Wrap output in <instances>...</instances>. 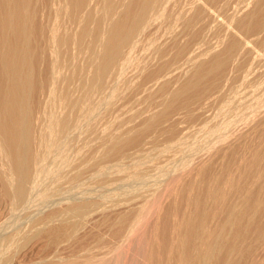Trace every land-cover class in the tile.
<instances>
[{"label":"rangeland","instance_id":"rangeland-1","mask_svg":"<svg viewBox=\"0 0 264 264\" xmlns=\"http://www.w3.org/2000/svg\"><path fill=\"white\" fill-rule=\"evenodd\" d=\"M205 3L210 7V12H208L207 10L204 11L203 7L201 6V10H200L201 14L199 15V17H197V22H196L197 25L195 26L196 27L195 30H197V38L195 41L197 44V49H198L199 53H201V54H199L200 60L204 59V61H206V62L197 68V70L200 72V74L202 72V75H201L199 82L196 84L195 87L191 88L189 91L183 92L179 98H177V99L174 98L176 100L173 101V98L171 97L172 91L180 85V82L186 81V79H188L191 75L197 76L198 73L194 72V69L196 68L197 65L195 66L192 64H184V66L180 70L181 72L180 71L178 72L177 77L174 76V79H173L172 78L173 76L167 75L168 77L164 78V81H165V79L167 81V82L163 81L164 85H165V87H163L164 89L160 88V86H155L154 88H151L148 91H143V87H145V83L148 82V81L145 82V80H147V79H145L147 77L146 76L147 71L141 72L137 68L133 69L136 66L132 65L131 66L132 69L129 68L124 73L127 76L126 75L124 76V74H123V76L120 77L121 80L123 78V82L121 81L122 84L120 83V79H119L118 83L116 84V91L114 89L113 91L109 92V95L107 96V99H106V104L102 110V112L105 114L102 113V115H101V120H102L101 123L102 122H104V123H102V124L100 123V126H102V127H100V130H102V132H100V130H99V132L101 133L99 142L95 143L93 146L90 145L91 148L88 147L90 149H88L89 151L87 150V155L89 156V155H91L90 151H93L94 149L96 150V147H98L96 145H100V148H99L100 150L97 149L98 150V156L100 154L99 158L101 157L103 160H105V162H104L102 159H100L101 163L99 162L100 163L99 165H101V166H100L99 170H101V168H103L102 169L103 171L101 170V172H99V174L97 176L98 178L95 177L94 175H92L95 172V169H93V167L87 166L86 171L89 169H92L93 172H91V170H90L91 175H90V173H87L88 171L86 172L85 182H87V180H88L89 184H91V183L95 184V186L92 185V186H94L93 187L94 189L92 188V186H90L89 184L86 185V183L84 182L83 185L85 187H88V189L85 187L82 188L83 185L81 187H77V188H76V186H72V188L75 191H77V189H78V191H77L78 194H77V192L75 193V191L72 190L71 187H69L70 185H67L66 186L67 191L65 190V187L63 188V190L66 191V193L64 191L66 197L69 194V192H71L70 193L71 195H68L71 198L67 197L68 198L67 199V198H62L64 195L63 190H61L60 192H58L56 194H49L47 196V195L42 194L41 191L37 188V189L33 190L29 201L24 203L22 205L23 207L22 206H18V207L14 206L13 207L12 201L8 197L5 196L4 190L2 189V184L0 183V185H1L0 186V226H1V229H0V233H1V236H0V238H1L0 239V244H1L0 245V264H6V263H8V264H59V263L64 264V262H66V264H145V261H146V264H171V262L174 264H177L178 261H179L178 264H180V263L182 264V262H183V264H195V263L201 264L200 260H198V259H200V258H198L200 256H199V254H197L198 250H196V249L201 247L202 244L206 243L203 245L204 247H201L199 249L201 251H198V253L201 254V252L203 251L202 248L205 249L208 245L207 244L208 241H209V243H211L213 241V239L215 238L214 236H216L217 238H215L213 243L215 244V250L216 249H218V250H216L215 256L213 254H211L210 259H209L210 262L208 261L207 264H225V263H223L224 260H226V261L229 260L228 262L224 261V262H226V264H230V263L231 264H264V157H263L264 156V92H263L264 90L261 93L262 88L264 89V85H263L264 80L259 81L260 77H261V79H262V77H264V66H263L264 65V63H263L264 62V17H263L264 13H262L263 16L261 14L260 15L258 14V15H255V18H251V19H247L248 17H246L249 15L248 13L250 12V10H252L256 5H258V4L264 5V0H206ZM173 12H175V11H173ZM166 15H167V12H166ZM166 15L164 14L163 16H160L161 17L160 20L164 21L163 19H164V17L166 18ZM239 16H240V19L242 18V20H243L244 16L246 18H244L243 22H241L240 19H238ZM181 23L182 22H180L178 24L177 33L178 34L181 33L180 36L183 37L186 35L187 31L181 25ZM208 49H209V52H208ZM206 51L208 53H206ZM205 54H206V56H205ZM215 55L219 56L218 59L221 61L220 65L214 63L213 56H215ZM231 56H233V57L231 58ZM167 66L170 67V65H167ZM188 66H190V67H188ZM194 66H195V68H194ZM169 67H167V68L165 67L166 70ZM169 70L170 69H168L167 71H169ZM137 71H139V72H137ZM153 71H155V69ZM167 71H163V73H165ZM128 72H129V75L127 74ZM262 72H263V76L261 75ZM137 73L140 76H138V75L136 76ZM144 74L146 76L145 78H143ZM131 75H133V76H131ZM134 75L136 76L137 79L136 78L134 79V77H135ZM142 78L144 81L143 80L141 81ZM170 78H172L174 82L178 78L176 80L175 85L173 84L174 82H172V79H170ZM124 79H125V81H124ZM126 79H127V81H126ZM128 80H130V82H128ZM131 80L133 81L132 84H131ZM249 80H254L253 84L256 83L257 86H256V84L253 85L252 83H250ZM255 80H256V82H255ZM139 81L141 82V85H140ZM244 81L245 82L248 81V82L244 83ZM136 82L138 84H136ZM142 82H144V85H142ZM133 83H134V85H133ZM170 84L172 86H174L175 88H173ZM121 86H122V88H121ZM125 86H126V88H125ZM137 86H139V87H137ZM166 86H169L167 88V90H166ZM249 86H250L251 90H249ZM170 87L173 88V89L171 88L172 91L169 90ZM129 88L131 89V91ZM139 88H141V89H139ZM237 88H238V90H237ZM138 90H141V91H138ZM211 90H212V92H211ZM224 90H225L226 94L224 93ZM226 90L228 93L226 92ZM234 90H236V91H234ZM122 91H123V94H122ZM259 91H260V94H259ZM221 92L224 94V96H222L223 94H220V98L218 99V97H219L218 93H221ZM231 92H232V94H231ZM242 92H243L244 97L242 95ZM125 93L126 94L129 93V94L126 95ZM131 93H134V95H132ZM151 93H154V94H151ZM156 93L158 94V96H156ZM166 93H167V96H166ZM245 93L247 95L246 97H245ZM115 94H116V96H115ZM236 94L238 95L237 97H236ZM129 95H130L131 100L134 103L132 106H131L132 101L128 100ZM159 95L162 96L161 97V99H163L162 101L160 100ZM123 96H125L126 98ZM133 96L136 98H134ZM168 96L170 97V99L168 98ZM209 96H210V98H209ZM234 96H235V98H234ZM120 97H123V100ZM154 97L155 98L157 97V98L155 99ZM221 97L222 98L224 97V98L222 99ZM165 98H166V100H165ZM252 98H254L255 100L254 99L252 100ZM126 99L129 101L128 105H127L128 101ZM136 99H137V101H136ZM141 99H142V101H140ZM202 99L204 101H205V99H208V101L206 100V102H209L210 105L208 103L205 104ZM220 99H221L222 104L220 103ZM235 99H236V101H235ZM118 100H119V102H118ZM157 100L161 101V102H157ZM171 100H172V102H171ZM210 100L214 101V102L212 103V102H210ZM217 100H218V103L216 102ZM232 100H234V101H232ZM239 100H240V102H239ZM243 100L246 101V103L245 102L243 103ZM135 101L138 104L135 103ZM201 101H202V104L200 105ZM167 102H168V104H167ZM230 102H231V105H230ZM237 102L240 104H238ZM116 103H118V104H116ZM142 103H144V105H147V104L149 105V106L147 105V108L145 109L147 111H148L149 107L151 109L153 105L154 106L156 105L155 106L156 109L153 106L154 108L152 109V112H153V110H154L155 114L157 113V111L159 112V110H161V112L156 114L157 116H153L155 114L151 113V110H150L148 113H149V115L151 113V115L153 116L152 117L153 119L150 118L151 117L150 116V117H148V118H150V120H149L146 117L148 115V113H145L147 111L142 110V108L143 109L145 108ZM158 103H161V105ZM234 103H237V104H234ZM164 104H165V106H164ZM204 104L206 105V107ZM207 104H208V106H207ZM214 104H215V106H214ZM219 104H221V105H219ZM233 104L235 105L234 107H233ZM241 104H242V106L243 105L244 106L243 107L240 106ZM107 105H109V106H107ZM119 105H120V107L121 106L122 107L120 108ZM246 105H247V107H245ZM133 106H134V108H133ZM139 106H140L141 110H139L140 112L138 115L137 114L138 113L137 108H139ZM161 106H163V107L161 108ZM168 106H169V108H168ZM213 106L217 107V108H212ZM222 106H224L225 109H227L225 112H224L225 109H224V107L222 108ZM228 106L229 107L231 106V108H228ZM251 106L254 110L251 108ZM202 107H203V110L198 109V108H202ZM235 107H237V108H235ZM259 107H261V108H259ZM110 108L115 109L114 110L115 113H116L117 109H118V111L120 110L118 112V113L121 112L120 117H116L118 115V113H116L117 115H114L115 113L113 112V109H111V111H107V110H110ZM123 108H124V110H123ZM132 108H133V110L131 111ZM135 108L137 109V111ZM164 108H166V109H164ZM221 108L223 109L222 111H221ZM232 108L234 109L235 113H234ZM245 108L247 111L245 110ZM125 109H127V112ZM188 109H190L189 111H194L193 114L196 116H194L192 114V112L188 113L187 112ZM214 109H215V111H218V112H216L217 114H215ZM228 109H230L231 111ZM241 109H242V111H241ZM122 110L124 112H122ZM129 110H130V112H128ZM162 110H166V111L168 110V112L170 114H167L168 112L165 111V114H167V117H166L164 114V111H162ZM243 110H245V111H243ZM134 111L137 112L136 114L140 117L137 118V116L135 114L134 115L132 114V116H130L131 113H133ZM200 111H202V112H200ZM212 111H214V112H212ZM254 111H255V113H254ZM221 112H224V113H221ZM241 112L243 114V117H241L242 116ZM108 113L113 114V115H110V117H109ZM141 113H142V115H141ZM161 113H163L162 116H164V117H161ZM196 113L198 115L200 114L199 117L201 116L200 117L201 122L199 121V117ZM201 113L204 117L201 115ZM212 113H214V114H212ZM238 113H240V114H238ZM106 114H108V117H109L108 119H110V122H112V123H110V122L107 123V120H106L107 116H105ZM210 114L215 115V117L214 118H212L213 116L210 117ZM221 114H223L224 117H222ZM126 115L127 116L129 115L130 117H127ZM170 115H171V117L168 118V116H170ZM239 115L241 118L238 117V119H236V117ZM102 116H104V117H102ZM123 116H125V118ZM134 116H136V117H134ZM143 116H145V117L143 118ZM206 116L207 117L209 116V118H211V119H209V118L206 119L207 118ZM133 117H134V120L131 121V119H133ZM227 117H229V118H227ZM244 117H245V119H244ZM145 118L148 120H146ZM157 118H159L158 121H160V120L162 121V118H163L164 122L162 121L159 123L157 121L158 123H156ZM165 118L166 119L168 118V119L165 120ZM195 118H197L195 121L196 123L194 122ZM203 118H205V119H203ZM219 118H220V120H219ZM104 119L106 122L104 121ZM151 119H152V121H151ZM190 119H191V121H190ZM214 119H215V121L219 120V122H216L217 125L219 124V126H220V124H221V126L215 132L213 131L215 129V126H216L215 124H213V123H215L213 121ZM230 119H231V121H229ZM121 120H124V121L122 122ZM125 120H127L129 123ZM140 121L144 122L143 125L139 123ZM203 121L205 122V125H204ZM124 122H126V124ZM149 122H152V123L155 122V123H154V125L152 123H150V125L152 126L151 127L148 124ZM197 122L200 123V125L203 123L202 126L197 124ZM225 122H228V123H225ZM113 123H114V125H113ZM134 123H137L139 125L136 124L137 126H135ZM230 123H232L233 125L231 124L232 125L231 126ZM104 124H106L105 125L106 127L104 128L105 130L103 129ZM111 124H112V126L109 127ZM116 124H117V126H116ZM144 124H146L147 127ZM237 124L238 125L240 124V125L238 126ZM195 125H196L197 130L194 127ZM209 125H211V126L208 127V131H207L206 129H207V126H209ZM212 125H213V127H212ZM130 126L134 130L132 128L129 129L128 127H130ZM228 126L229 127L231 126V127L229 128ZM236 126H237V128H236ZM197 127H199V128H197ZM205 127H206V129H205ZM222 127H224L225 129L222 130L223 129ZM233 127H235L237 130L235 128L233 129ZM109 128H115V129H112L113 131H111V129L109 130ZM187 128H189V130ZM186 129H187V131H186ZM198 129H201V130H198ZM227 129H230V132ZM115 130H116V132H115ZM122 130H123V132H122ZM132 130L134 132H131ZM190 130H191V132H190ZM220 130H222V131H220ZM239 130H240V134H239ZM110 131H111V133H110ZM119 131H121V132H119ZM192 131L193 132L195 131L194 133L195 134L198 133V134H196V136H195V134ZM196 131H198V132H196ZM210 131L212 133H208ZM124 132H125V134L123 135ZM128 132L130 134H128ZM216 132L217 133L221 132L223 135L221 133H218V135H216L217 134ZM105 133L107 136H105ZM112 133H114L113 135L121 133L123 135L122 137L124 138V140H123L124 143L120 142V144H119V145H121L120 148L117 147L115 152H111V153H114V155L112 154L113 156L111 155V153H108V149L111 146H109L110 143H108V141H107L113 137V135L111 136ZM126 133H127V136L125 137ZM183 133L185 135L187 133H189V135H186L188 138ZM230 133H231V135H230ZM237 133H238V135H237ZM102 134L104 135V137ZM108 135L111 137H109ZM201 135H203V136H201ZM209 135H210V137H209ZM182 136H184L185 139ZM189 136H191V137L189 138ZM193 136H195V137L193 138ZM197 136H199L200 138ZM218 136H220V137L218 138ZM233 136H234V138H233ZM239 136H241V137L239 138ZM108 137H109V139H108ZM175 137H177V138H175ZM196 137H197V139H196ZM203 137H205L204 140H203ZM101 138H102V140H105L107 138V140H106L107 142L104 143V141H102ZM172 138H175L176 140L174 139L172 141ZM222 138H223V140H222ZM231 138L233 140L230 141ZM201 139H202V142H201ZM235 139H237V140H235ZM183 140L184 141L186 140V141L184 142ZM195 140H196V142L193 143ZM205 140H207V141H205ZM225 140L226 141L229 140V142H226ZM234 140H235V142H234ZM110 141L112 142V139L109 140V142ZM179 141H182V144H180ZM217 141L218 142L221 141L223 144L221 142L219 144ZM101 142H103V143H101ZM170 142H172V143H170ZM188 142H190V144ZM208 142H210V143L208 144ZM107 143H108V149L106 146ZM177 143L179 145H177ZM102 144L104 145V147ZM201 144H203V145H201ZM204 144H205V146H204ZM111 145H112V143H111ZM188 145H190V146H188ZM174 146H175V148H173ZM183 146L184 147L186 146V148H184ZM234 146H236V149ZM105 147L107 150H105ZM177 147H179L180 150ZM164 148H166L168 150H166V149L164 150ZM181 148H183L185 150H183ZM138 149L139 150L141 149V151H139ZM145 149H147L148 153L145 151ZM159 149H160V151H159ZM186 149H187V151H186ZM104 150L106 152H104ZM150 150H151V152H150ZM172 150H173V153H172ZM182 150L184 153L181 152ZM100 151H102V153H103L102 155H104V154L106 155V158H105V156H101ZM134 151H135L136 155H135ZM137 151H138V153H137ZM165 151H166V154H165ZM123 152L127 153L128 158L124 154H123L124 156L121 155L123 157L120 156V154H122ZM128 152H129V154H128ZM153 152L154 153L156 152L155 153L156 155L151 154ZM175 152L176 153L178 152L177 155ZM174 153H175V155H174ZM182 153H183V157H182ZM131 154H132V156H131ZM142 154H144V156H142ZM148 154H150V155L148 156ZM167 154H168V156H167ZM107 155H108V158H107ZM109 155H110V157H109ZM129 155H130V157H129ZM138 155H140V156H138ZM145 155H147V156H145ZM157 155L158 156L160 155V156L157 157ZM169 155H171V156H169ZM133 156H135L136 159L133 158ZM163 156H165V158H167V160L169 159L171 161V163H170V161L167 162V165L170 166V168L165 164L167 160L165 158H164V161L162 160ZM184 156H186V157H184ZM187 156H189L190 160H187V159H189ZM137 157L139 158V160ZM124 158H125V162H124ZM154 158H157V159L160 158L159 160H161L163 163L161 161L159 163V160H157V159H155L156 160L155 163L151 162L152 159H154ZM171 158H172V160H171ZM112 159H115V160H113L114 162L112 161ZM132 159L134 161H132ZM173 159H174V161H173ZM175 159L179 163L177 162V164H176ZM126 160L128 162H126ZM129 160H131L133 164H131V162H129ZM109 161H110V163H109ZM139 161H142V162H139ZM134 162L136 164H134ZM147 162H149V163L151 162L152 164H149ZM173 162L175 165H173ZM111 163H112V165H111ZM115 163L116 164L118 163L117 167H116ZM185 163H188L189 165L188 164L185 165ZM125 164H126V166L129 165L131 167L133 165L134 166L136 165L135 167L137 169V172H136V169L134 166L131 169H130V167L127 166L129 170H132L129 172V170H127L126 166H124ZM153 164L154 165H156V164L161 165L162 164V167L159 165L153 166V167H155V169L153 168L155 171L152 172V170H151L152 166H151L150 170L148 168L150 167V165H153ZM113 165H115V166H113ZM163 165L168 167V168L165 169L166 167H163ZM182 165H183V167H182ZM230 165H232V168H235V169H232ZM122 166L125 167L123 170H127V173H126V171H122V169H121V168H123ZM140 166H141V168H144V169L139 168ZM118 167H121V168H119L121 170L117 169ZM156 167H158V168H156ZM187 167H188V169H187ZM226 167H228V169H230L229 173L227 171L228 174L225 173V171L227 169ZM257 167H259V168H257ZM133 169H134V171H133ZM157 169L158 170L161 169L160 172H158ZM108 170H110V172L113 173L112 176ZM142 170L144 173L142 172ZM198 170H199V172H197ZM207 170L211 171V172H207ZM223 170H225V171L223 172ZM232 170H234V171H232ZM120 171L124 172V175L122 174V172L120 173ZM148 171H150V172H148ZM156 171L158 174L156 173ZM183 171L184 172L187 171V172L183 173ZM212 171H214V172H212ZM258 171L260 173L261 172L262 173L257 174ZM106 172L107 173L109 172V174H107ZM114 172L116 175L114 174ZM134 172L137 174L139 172L140 175L143 173L142 175H144V177L146 179L152 178V180H153V179H155V177H157V178L159 177V181L156 178V181H154V180L151 181L149 179L150 181L148 182V180H146L144 178L145 181L142 182L143 177L141 178L139 174L138 175L135 174V176H133ZM145 172H146V174H149V176L148 175L146 176ZM179 172H180V174L178 175ZM192 172H195V173L193 174ZM216 172L218 174H216V176L213 175ZM234 172H235V174H234ZM189 173H190V175H189ZM206 173L208 174V176H205ZM104 174H105L106 179L111 178V177L115 178L113 176H117L115 178L117 180H118V178H121L123 180V183L125 182L124 184L127 187H125V186L122 187L123 183H122V180L119 181L120 179L118 180L119 182H117V180H112V178H111V179H107V180H110L111 183L109 181H108L109 183L107 181H105V183H104L103 182V180L105 179V178L103 179ZM120 174L123 176L119 177ZM209 174L211 176H209ZM108 175H110V176L107 177ZM131 175L133 177H136V178L135 179L132 178ZM154 175H156V176H154ZM172 175L176 176V178L174 176L175 181L172 180V179H174V178H171ZM191 175H192V177H193V175H195L193 178L197 177V179L195 178L194 180H192L191 179L192 177H190ZM203 175H204L203 179H205V180L208 179L207 177H210V179H211L214 176V178L211 179L212 183L210 182V179H208L210 184L205 182V184H206L205 185L204 184L205 180L202 179L203 181L201 184L200 182H201V178L203 177ZM258 175L262 176V177L260 176L261 179L258 177ZM126 176H127V178H126ZM128 176H129V179H128ZM137 176H138V178H141L142 180L138 179ZM228 176H229V178H227ZM93 177H95V178H93ZM160 177H162V178L164 177L165 179L163 178V180H162ZM188 177L191 179V181H189L190 179ZM91 178H92V180H89ZM169 178H171V180ZM230 178H232V179H230ZM93 179H94V181L96 179H98L99 181L96 180L97 182L95 181L93 183ZM100 179H103V180L100 182ZM124 179H125V181H124ZM131 179L133 180V182L139 183V184L133 185L134 183L132 184V182L128 181V180L132 181ZM168 179H169V183H171V184L174 183V184L173 185L168 184L167 183ZM184 180H186V181H184ZM187 180L189 181V183L193 182L192 184H190V186L193 185L192 189H191V187L187 186L188 188H190V190L185 186L186 184L187 185L189 184ZM213 180L215 183L213 182ZM229 180H234V181H232V182L230 181L231 182L230 183ZM164 181H166V184ZM183 181L185 184L183 183ZM98 182L102 183L104 186L108 185L109 188H107V189H105V187L102 188V186H103L102 184H101L102 186L100 184L98 186ZM114 182L116 183L117 186L116 185L111 186V185H113ZM146 182H148L149 184ZM247 182L250 183L249 185H253V183H254L255 186L253 185V187L251 188V186L249 187ZM163 183L165 184L166 188L174 191L175 193H173L172 191L167 192L168 189H166L165 186H163ZM195 183H197V185ZM213 183L215 185V188L217 189V190H215L216 192L214 190H213V192L210 191V189H215V188H213L214 187ZM109 184H111V185H109ZM141 184L143 186L144 185L145 186L142 188ZM167 184L169 185V187L170 186L171 187L169 188L167 186ZM207 184H208V186H207ZM256 184H257V186H256ZM241 185H242V187L244 186L247 190L243 187L245 190H242L241 193H239L240 192L239 189L241 190V187H240ZM110 186L113 188H111ZM118 186H120V187H118ZM139 186H141V187H139ZM183 186L186 187L187 189H185ZM199 186H200V188H199ZM205 186H207V187H205ZM211 186H212V188H211ZM68 187H69V189H68ZM89 187H91L92 189ZM95 187H97V189L98 188H101V189L96 190ZM160 187H162V188L160 189ZM177 187L179 188V190ZM194 187L196 189V192L199 188L198 193H196V192L193 193L195 191ZM236 187H237V190H234V189H236ZM238 187H239V189H238ZM81 188L84 190H82ZM129 188H131V189H129ZM80 189H81V192H80ZM89 189H91V190L89 191ZM104 189H105V191H104ZM124 189H126V190H124ZM127 189L129 191L128 193L126 192ZM152 189H154V190H152ZM159 189L161 190L160 193H158V191H160ZM175 189H176V191L178 190L177 193H176ZM253 189H255V193H254ZM100 190H102V191H100ZM115 190H117L118 192H116ZM142 190H143V192H142ZM147 190H149V191L147 192ZM233 190L235 192L234 194H233ZM139 191H140V193H139ZM145 191H146V193H145ZM187 191L188 192L190 191L189 194ZM208 191H210L211 193H208ZM221 191H222V193H221ZM223 191L225 193H223ZM244 191H245V193H244ZM249 191L253 192V194ZM72 192H74L75 198L78 196V198H76V199H79V197H80V199H84V200H87L86 199L87 197L83 198V196L88 195L89 193L90 194L92 193V195H93V193L98 194L97 192H99V193L103 192V193L98 195V197L101 198V199H99V201H98L97 196L93 197L95 194L93 196L91 195V197H93L92 198L93 200L95 198V200H94L95 202L97 200L96 203L92 199H90L91 198L90 195L88 196V200L90 199V201L94 202V203L92 202L94 207H92L93 210L91 209L89 211V214L87 213L86 216L81 219L82 221H84V223L82 222V224L77 223V225H76V223H75V222H81V220H71L69 222H64L58 216L53 217L54 213L55 214L57 213V211H56L57 206H58V212H60V210L62 208L64 209L66 207V204L68 205L69 202L71 203V202L76 200L74 198V196L72 195ZM110 192H113V193H110ZM156 192L158 194H156ZM178 192H180V193H178ZM217 192H219V193L217 194ZM231 192L234 195V197H237L239 199H241L240 197H244L243 198L244 201H243V199H241L240 201H242V202H240L239 199L236 200L234 198L236 200L235 201L233 199V195H231L232 198L230 199L229 194ZM161 193H162V196H161ZM184 193H185V195H183ZM212 193L214 194L213 196H211ZM236 193L237 194L239 193L240 195L239 194L237 195ZM82 194H84V195H82ZM111 194L113 195V198H112ZM191 194L193 195V197ZM224 194H227V196H224ZM57 195H59V196H57ZM60 195L62 196L61 198H60ZM132 195H133V197H131ZM196 195H197V197H196ZM245 195H246V198H245ZM253 195H254V198L252 200ZM53 196H54V198H53ZM72 196H73V198H72ZM127 196H128V198H127ZM136 196H137V198H136ZM170 196L171 197L173 196L172 200H171ZM184 196L187 197V201L185 200L186 198ZM218 196H219V198H218ZM50 197H51V199H50ZM57 197H58V200L60 199L59 201L57 200ZM102 197L104 198V200H102ZM129 197H131V199L132 198L133 199L131 200ZM162 197L167 198V199H163ZM194 197H196V199H194ZM223 197L224 198L226 197L227 198V199L225 198L226 200L230 199L231 202H229V201L226 202V200ZM52 198L54 199L53 200L54 203L53 202L52 203L46 202V201L52 200ZM124 198H126V199H124ZM143 198H145V199H143ZM150 198L152 199V203H150L151 202V200H149ZM155 198H157V199H155ZM190 198H193V201H192V199L190 200ZM249 198H251V199H249ZM40 199H41V201H39ZM112 199H114V200H112ZM116 199H118V201ZM175 199L177 201H175ZM68 200H69V202H68ZM106 200H107V202H106ZM159 200H162L163 202L162 201L159 202ZM246 200H247V204L245 203ZM43 201H45L46 203ZM55 201H56V203H55ZM65 201H67V202H65ZM109 201H110V203H109ZM173 201H175V203ZM222 201H224V202H222ZM232 201H233L234 205H237L236 207L234 205H232V206L230 205V204H233ZM237 201H239L240 203L238 204ZM249 201L251 204L248 203ZM254 201H255V203H254ZM42 202L45 204L44 206H46L47 208L42 207V205H43ZM58 202H60V203H58ZM63 203L64 204L66 203L65 206ZM98 203H100V205H98ZM144 203H146V204H144ZM172 203L175 205V208H174V205ZM226 203L227 204L229 203V205H227ZM40 204H42V205L40 206ZM60 204L62 205V208H61ZM94 204H97V205H94ZM101 204H105V205L103 206ZM110 204H111V206H108ZM225 204H226V206H224ZM32 205H34V207L39 205L42 209L39 206H37L36 209L34 207L32 208ZM145 206L150 211H148ZM168 206H169V208H167ZM151 207H154L153 210ZM225 207H227V209ZM30 208H32V209H30ZM48 208L49 209L51 208V210H49ZM229 208L232 209L231 212H230ZM26 209L27 210H35V212L29 211L32 213V215L30 213V216H29V214H26V213H29V212H27ZM164 209L167 212H162V211H164ZM169 209L172 210V211L170 210L171 213L173 211H174V213L171 214ZM36 210H39V211L36 212ZM40 210H44V211L40 212ZM47 210H49V211H47ZM12 211H13V214L11 213ZM45 211L47 212L46 213L47 217H45L46 216V214H44ZM235 211H236V213H235ZM49 212L52 213L53 215L50 214ZM145 212H146V214H145ZM205 213L207 215L205 216V219H204L203 214H205ZM48 214H49V216L51 215L50 216L51 218L48 217ZM142 214H145V215L143 216ZM187 214L189 216H187ZM13 215H15V216H13ZM16 215H17V217H16ZM9 216L10 217L12 216L14 219L10 218ZM193 216H194V218H193ZM200 216L203 219H201ZM22 217H24V218H22ZM25 217L27 219H25ZM42 217L44 220L46 218V220H45L46 222L44 220H42ZM187 217H189V218H187ZM251 217H254V218H252L253 221H252ZM19 218L22 220V222ZM10 219H12V220L9 221ZM58 219H60L59 221H62L64 223V226H63V223H60L58 221ZM139 219H140V221H139ZM188 219H189V221L193 219V221L189 222ZM32 220H34V222ZM133 220L135 221V223L138 221V223L135 224ZM201 220H202V222H200ZM203 220L206 222H204ZM35 221H36V224L39 225L38 226L39 229L36 226V224H34ZM58 222L61 224V226H63V228H61L62 230L60 229L61 226ZM17 223H20L21 227H20V224L18 226ZM30 223H32V226H30ZM39 223L41 224V226ZM158 223H160V224L158 225ZM204 223L207 224L211 229H208L209 227H207V225L205 226ZM33 224H34V227H33ZM200 224H202V225H200ZM222 224H224V225L222 226ZM6 225H7V227H6ZM73 225H76V226L79 225L78 227H80V226L81 227L78 228V227H75ZM10 226H12V227H10ZM22 226H23V228H22ZM29 226H30V228L33 227V229L28 228ZM201 226H204V227H202V230H200L201 228H199ZM26 228H27V230H26ZM204 228H206V229H204ZM8 229H10V230L8 231ZM63 229H65V230H63ZM3 230H4V232H3ZM14 230H15V232H14ZM21 230H23V231H21ZM31 230H33V231L31 232ZM66 230H67V232H65ZM205 230H207L208 234L206 233ZM26 231H28V232H26ZM212 231H213V233H212ZM13 232H14V234H12V235L7 234V233H13ZM3 233H4V235H3ZM20 233H22V235H20ZM28 234H30L29 238L27 236ZM151 234H153L152 236L153 237L155 236V237L154 238L151 237L150 236ZM212 234H213V236H212ZM142 236H145V238H143ZM146 236L148 237V239L146 238ZM205 236H210V237H208L209 240H206L204 238ZM7 237L11 238V239H8V241H7ZM19 237H20V239H19ZM21 237L24 239V241ZM26 237H27V239H26ZM139 237H142V238H139ZM211 237L212 238L214 237V238L211 239ZM2 238H3V241H1ZM151 238H153V239H151ZM181 238H182V240H181ZM185 238H186V240H185ZM188 238L190 240H188ZM142 239L143 240L147 239L146 241H144V242H146L145 245H144V242L141 241ZM138 240H140L139 243L137 242ZM149 240H150V242H149ZM179 240H180V242H179ZM203 240H205L207 242H203ZM217 240L219 241V243L217 242ZM9 241H10V243H9ZM15 241H17V242H15ZM215 241H216V243H215ZM141 242H142V245L140 244ZM177 242L182 243V244L177 245L178 244ZM183 242L185 243L184 245H183ZM5 243H7V244L5 245ZM14 243L16 246L14 245ZM137 244L138 245L140 244V246H144V247L142 248L140 246H137ZM216 245H218V246H216ZM13 246H15V247H13ZM147 247L151 249V256L150 257L148 256V254L145 253V251L150 250ZM138 248H140V249L142 248V249H144V250L146 249V250L144 251L142 249L141 250L139 249L140 251L136 250V252H135V249H138ZM166 248L168 249V251H166L167 250ZM169 249H171V250H169ZM215 250L213 252L214 254H215ZM141 251H143L142 253H143V255H145L144 258L146 257L145 259H147V260H145V259H143V257H141V256H143V255H141L142 253L140 254ZM228 252H230V254ZM181 253L183 255L185 254L183 256V259H182ZM193 254H194V256H193ZM196 254H197V256L195 257ZM176 255H178L179 260L177 258H175V257H177ZM191 256H192V258H191ZM218 256H220V257H218ZM3 257H5V259H3ZM9 257H11V258H9ZM194 258H196V259H194ZM2 260H4V261H2ZM7 260L10 263L7 262ZM149 261H150V263H149ZM180 261H182V262H180Z\"/></svg>","mask_w":264,"mask_h":264},{"label":"bare ground","instance_id":"bare-ground-1","mask_svg":"<svg viewBox=\"0 0 264 264\" xmlns=\"http://www.w3.org/2000/svg\"><path fill=\"white\" fill-rule=\"evenodd\" d=\"M205 2H206V0L205 1L204 0H0V181H1L0 183L2 184V189L4 190L5 196L8 197L12 201L13 207L14 206L15 207L22 206L24 203L29 201L33 190H35L37 188L41 191L42 194L48 196L49 194H56V193L60 192L61 190H63L64 187H65V190L67 191V189H66L67 185H70L69 187H71L72 190H74L72 188V186H76V188L77 187H81L84 184L85 180H86L85 179L86 178V172L88 171L87 173H90V175H91V172H93L92 169H89V170L86 171L87 166L93 167V169H95V172L92 175H94L95 177L98 176L99 172H101V170L103 169V168H101V170H99V168L101 166V165H99L101 163L100 159H102V158L101 157L99 158L100 154L98 156V150L97 149L100 148V145H96L98 147L95 146L96 150L94 149L95 150V151L93 150L94 152L90 151L91 155H89V156L87 155V150L91 148L90 145L93 146L95 143L99 142L100 134H101L100 132H102V130H100V127H102V126H100V123L102 121L101 120V115L103 113L102 110H103V108H104V106L106 104V99H107V96L109 95V92L113 91L114 89L116 91V84L118 83L120 77L123 76V74L129 68H131L132 65L136 66L133 69L137 68L141 72L147 71V74H146L147 77L144 74L143 78L146 77L145 79H147V80H145V82L146 81H148V82L145 83V87L142 86L143 87V91H148L149 89L154 88L155 86H160V88L165 87L164 82H167V81H166V79L164 81V78L168 77L167 75L173 76L172 77L173 79H174V76L177 77L178 72L182 69L184 64H192V65H195V66L197 65L196 68L194 66V68H195L194 72L198 73L197 76L191 75L188 79H186V81L180 82V85L178 84L179 86L177 88H175L174 86H172L170 84L173 88H175L173 91L171 90L172 87H170V89H169V90L172 91V95L171 94L170 95L173 98V101L176 100L177 98H179L183 92L189 91L191 88L196 86V84L199 82V80L201 78V75H202V72L200 74V72L197 70V68L200 67L201 65H203L206 62V61H204V59L200 60L199 54H201V53H199V51L197 49V44H196V41H195L196 38H197V30H195V28H196L195 26L197 25V23H196L197 22V17H199V15L201 14V12H200L201 6L203 7L204 11L207 10L208 12H210V7ZM173 11H175V12H173ZM166 12H167V15H166ZM163 13L166 15V18L164 17V19H163L164 21H161L160 20L161 19L160 16H163L164 15ZM262 13H264V5L258 4L252 10H250V12L248 13L249 15L246 16V17H248L247 19H251V18H255V15H258V14L259 15L261 14L263 16ZM246 17L244 16L243 20ZM238 19H240V16H239ZM243 20H242V18L240 19L241 22H243ZM180 22H182L181 25L187 31L186 35L183 36V37L180 36L181 33H179V34L177 33L178 24ZM208 52H209V49H208ZM208 52L206 51V53H208ZM205 56H206V54H205ZM218 57H219L218 55L213 56V61H214L215 64H219L220 65L221 61L218 59ZM232 57L233 56H231V58ZM167 65H170L171 68L169 66H167ZM165 67L166 68L169 67L168 69H170V70L167 71L168 69L166 70ZM188 67H190V66H188ZM154 69H155V71H153ZM163 71H167V72L163 73ZM137 72H139V71H137ZM127 74L129 75V72ZM125 75L126 74H124V76ZM137 75L140 76L138 73L136 74V76ZM261 75L263 76V72L261 73ZM131 76H133V75H131ZM136 76L134 77V79L136 78ZM143 78L141 79V81L143 80ZM172 78H170V79H172ZM173 79H172V82H174ZM176 80L173 83L174 85L176 84ZM260 80L263 81L264 77H262V79L260 77L259 81ZM121 81L123 82V78H122V80L120 79V83H121ZM124 81H125V79H124ZM126 81H127V79H126ZM253 81L254 80H249V82L252 83V84H253ZM128 82H130V80H128ZM132 82L133 81L131 80V84H132ZM137 82H136V84H138ZM247 82L244 81V83H247ZM255 82H256V80H255ZM139 83L141 85L140 81H139ZM254 84H256V83H254ZM133 85H134V83H133ZM142 85H144V82H142ZM256 86H257V84H256ZM137 87H139V86H137ZM168 87L169 86H166V90H167ZM121 88H122V86H121ZM125 88H126V86H125ZM139 89H141V88H139ZM212 90H211V92H212ZM237 90H238V88H237ZM249 90H251L250 86H249ZM263 90L264 89L262 88L261 93H262ZM130 91H131V89H130ZM138 91H141V90H138ZM234 91H236V90H234ZM226 92H227V90H226ZM167 93H166V96H167ZM224 93H225V90H224ZM122 94H123V91H122ZM127 94H129V93H127ZM131 94L134 95V93H131ZM151 94H154V93H151ZM218 94H219V97H218V99H219L220 98V94H223V93L221 92V93H218ZM231 94H232V92H231ZM259 94H260V91H259ZM242 95H243V92H242ZM115 96H116V94H115ZM156 96H158L157 93H156ZM159 96H160V100L162 101L163 100V99H161L162 96L161 95H159ZM222 96H224V94ZM237 96L238 95L236 94V97ZM246 96L247 95L245 93V97ZM123 97H125V96H123ZM123 97H120V98L123 100ZM243 97H244V95H243ZM134 98H136V97H134ZM168 98L170 99L169 96H168ZM174 98H176V99H174ZM209 98H210V96H209ZM234 98H235V96H234ZM253 99L254 98H252V100ZM128 100L129 101L131 100L130 95H129ZM165 100H166V98H165ZM206 100L208 101V99H205V101L203 100V102L205 104L208 103L210 105V103L206 102ZM129 101L127 102V105L129 104ZM136 101H137V99H136ZM136 101H135V103H137ZM140 101H142V99ZM161 101L157 100V102H161ZM232 101H234V100H232ZM235 101H236V99H235ZM118 102H119V100H118ZM171 102H172V100H171ZM210 102L213 103L214 101L210 100ZM216 102L218 103V100ZM239 102H240V100H239ZM244 102L246 103V101L243 100V103ZM220 103H221V99H220ZM237 103H234V104H237ZM116 104H118V103H116ZM133 104L134 103L132 101L131 102V106ZM142 104L144 105V103H142ZM158 104L161 105V103H158ZM167 104H168V102H167ZM201 104H202V101L200 102V105ZM208 104H207V106H208ZM221 104H219V105H221ZM234 104H233V107L235 106ZM238 104H240V103H238ZM147 105H144L145 108L144 109L142 108V110H145L147 108ZM230 105H231V102H230ZM107 106H109V105H107ZM134 106H133V108H134ZM153 106H152L151 109L149 107L148 111L145 110V111H147L145 113H148L151 110V113L155 114L154 110L152 112V109L156 105L154 107ZM164 106H165V104H164ZM214 106H215V104H214ZM214 106L212 108H217V107H214ZM240 106H242V104ZM119 107H120V105H119ZM162 107L163 106H161V108ZM205 107H206V105H205ZM223 107L224 106H222V108ZM245 107H247V105ZM113 108H110V110H107V111H111V109H113ZM133 108L131 109V111L133 110ZM139 108H140V106H139ZM139 108H137L138 109V113L134 111L135 113L134 112L131 113L130 116H132V114L133 115L135 114L137 116V118L140 117L138 115H139V112H140L139 110H141V108L140 109ZM168 108H169V106H168ZM222 108H221V111L223 110ZM228 108H231V106L230 107L228 106ZM235 108H237V107H235ZM251 108H252V106H251ZM259 108H261V107H259ZM137 109H136V111H137ZM155 109H156V107H155ZM164 109H166V108H164ZM198 109H202L203 110V107L202 108H198ZM224 109H225V107H224ZM114 110L115 109H113V112L115 113ZM123 110H124V108H123ZM123 110H122V112H124ZM125 110L127 112V109H125ZM189 110L190 109L187 110L188 113L189 112H192V114L194 113V111H189ZM226 110L227 109H225L224 112ZM228 110H230V109H228ZM245 110H246V108H245ZM245 110H243V111H245ZM119 111L117 109L116 113H118ZM162 111H164V114H165L166 110H162ZM214 111H215V109H214ZM214 111H212V112H214ZM233 111H234V109H233ZM241 111H242V109H241ZM128 112H130V110ZM159 112H161V110H159ZM159 112L157 111L156 114H158ZM166 112H168V110ZM200 112H202V111H200ZM216 112H218V111H215V114H217ZM224 112H221V113H224ZM116 113L114 115H117ZM120 113H118V115L116 117H120ZM151 113H150V115L148 113L149 116L147 115L146 117L148 118V117L151 116L150 118H152L153 116H157L156 114L152 116ZM234 113H235V111H234ZM254 113H255V111H254ZM103 114H105V113H103ZM108 114L105 115V116H107L106 117L107 119L105 118L107 120V123L110 122V119H108L110 117V115H113V114H109V117H108ZM162 114L163 113H161V117H164V116H162ZM167 114H170V113L168 112ZM167 114H165L166 117H167ZM212 114H214V113H212ZM238 114H240V113H238ZM241 114H242V112H241ZM141 115H142V113H141ZM171 115L168 116V118L171 117ZM199 115H198V117H199ZM201 115H202V113H201ZM221 115H222V117H224L223 114H221ZM130 116L128 115L127 117H130ZM136 116H134V117H136ZM194 116H196V115H194ZM211 116H213L212 118L215 117V115H211L210 114V117ZM102 117H104V116H102ZM123 117L125 118V116H123ZM134 117H133V119H131V121L134 120ZM144 117L145 116H143V118ZM200 117H199V121L201 120ZM229 117H227V118H229ZM238 117L239 118L243 117V114H242L241 117H240V115L237 116L236 119H238ZM150 118H148V119L150 120ZM159 118L156 119V123H158V122L160 123V122L163 121V118H162V121L161 120L158 121ZM197 118L194 119V122L196 121ZM205 118H203V119H205ZM208 118H209V116L206 119H208ZM105 119H104V121H105ZM148 119H146V120H148ZM152 119H151V121H152ZM167 119L165 118V120H167ZM209 119H211V118H209ZM244 119H245V117H244ZM219 120H220V118H219ZM219 120L218 121L217 120L215 121V119L213 120L215 122L213 124L216 125L215 129L213 130L214 132L216 130H218V128L221 126V124H220V126H219V124L218 125L216 124V122H219ZM121 121L123 122L124 120H121ZM125 121H127V120H125ZM190 121H191V119H190ZM229 121H231V119ZM205 122H204V125H205ZM102 123H104V122H102ZM110 123H112V122H110ZM114 123H113V125H114ZM124 123L126 124V122H124ZM139 123L143 125L144 122L140 121ZM150 123H152V122H149L148 124L150 125ZM154 123L155 122H153L152 124L154 125ZM225 123H228V122H225ZM232 123H230V125ZM106 124L103 125V129L106 127L105 126ZM134 124H135V126L139 125L137 123H134ZM197 124L200 125V123H198V122H197ZM202 124L200 126H202ZM144 125L146 126V124H144ZM111 126H112V124L109 127H111ZM116 126H117V124H116ZM210 126L211 125L207 126V129L205 127V129L208 131V127H210ZM194 127L196 129V125ZM212 127H213V125H212ZM115 128H109V130L111 129V131H113L112 129H115ZM128 128L130 129L132 127L130 126ZM189 128H187V129L189 130ZM197 128H199V127H197ZM222 128H223L222 130L225 129L224 127H222ZM234 128L235 127H233V129ZM236 128H237V126H236ZM187 129H186V131H187ZM99 130H100V132H99ZM116 130H115V132H116ZM133 130L131 132H134ZM198 130H201V129H198ZM222 130H220V131H222ZM227 130H229V132H230V129H227ZM111 131H110V133H111ZM119 132H121V131H119ZM122 132H123V130H122ZM129 132H128V134L131 133V132L130 133ZM190 132H191V130H190ZM196 132H198V131H196ZM189 133H187L186 135H189ZM208 133H212V132L210 131ZM218 133H221V132H218ZM218 133L216 135H218ZM113 134L114 133H112L111 136ZM118 134L113 135V137L111 138L112 142L111 141L109 142V140H111V139H109V137H111L109 135H108L109 136L108 137L109 140H107V138L105 140H102V138L104 137V135L102 134L103 137L101 138V140L104 141V143H106L108 141V143H110L109 146H111L108 149V143H107L106 146H107V149H108V153L115 152L117 147L120 148V146H121V145H119L120 142L124 143L123 142L124 138L122 136L125 134V132L123 133V135L121 133H120L121 135L120 134L118 135ZM196 134H198V133H196ZM196 134H195V136H196ZM239 134H240V130H239ZM230 135H231V133H230ZM237 135H238V133H237ZM105 136H107L106 133H105ZM126 136H127V133H126L125 137ZM191 136H189V138ZM195 136H193V138ZM201 136H203V135H201ZM182 137H184V136H182ZM197 137H199V136H197ZM197 137H196V139H197ZM209 137H210V135H209ZM219 137L220 136H218V138ZM240 137L241 136H239V138ZM175 138H177V137H175ZM175 138H172V141ZM204 138L205 137H203V140H204ZM233 138H234V136H233ZM184 139H185V137H184ZM222 140H223V138H222ZM231 140H233V139L231 138L230 141ZM235 140H237V139H235ZM235 140H234V142H235ZM205 141H207V140H205ZM179 142H180V144H182V141H179ZM195 142H196V140L193 143H195ZM201 142H202V139H201ZM210 142H208V144ZM220 142H218V143L220 144ZM226 142H229V140H227ZM101 143H103V142H101ZM111 143H112V145H111ZM170 143H172V142H170ZM188 143L190 144V142H188ZM177 145H179V144L177 143ZM201 145H203V144H201ZM188 146H190V145H188ZM204 146H205V144H204ZM88 147H90V148H88ZM103 147H104V145H103ZM234 147L236 149V146H234ZM166 148H164V150ZM173 148H175V146ZM177 148H179V147H177ZM184 148H186V146ZM107 149L105 147V150H107ZM181 149H183V148H181ZM187 149H186V151H187ZM105 150H104V152H106ZM166 150H168V149H166ZM179 150H180V148H179ZM183 150H185V149H183ZM183 150L181 152H183ZM102 151H100L101 156H105V158H106L105 154L102 155L103 154ZM139 151H141V149ZM145 151L147 152V149H145ZM159 151H160V149H159ZM150 152H151V150H150ZM134 153H135V151H134ZM137 153H138V151H137ZM155 153L153 152L151 154L154 155ZM172 153H173V150H172ZM175 153H174V155H175ZM177 153H176V155H177ZM183 153H182V157H183ZM112 154L114 155V153H111V155ZM123 154L125 156H127V153H125V152L120 154V156L123 155ZM128 154H129V152H128ZM165 154H166V151H165ZM135 155H136V153H135ZM149 155L150 154H148V156ZM171 155H169V156H171ZM123 156H121V157H123ZM131 156H132V154H131ZM138 156H140V155H138ZM142 156H144V154H142ZM145 156H147V155H145ZM159 156L157 155V157H159ZM167 156H168V154H167ZM109 157H110V155H109ZM129 157H130V155H129ZM184 157H186V156H184ZM187 157L189 158V156H187ZM107 158H108V155H107ZM125 158H124V162H125ZM127 158H128V156H127ZM133 158L136 159L135 156H133ZM164 158H165V156H163V159L162 158L161 159L164 161ZM155 159H157V158H154V159H152V161L151 160L150 161L155 163V161H156ZM159 159H157V160H159ZM165 159L167 160V158H165ZM113 160H115V159H112V161ZM138 160H139V158H138ZM171 160H172V158H171ZM187 160H190V158L187 159ZM103 161L105 162V160H103ZM110 161H109V163H110ZM132 161H134V160L132 159ZM132 161L129 160V162H131V164H133ZM160 161L161 160H159V163H160ZM169 161L170 160L168 159L165 164L167 165V162H169ZM173 161H174V159H173ZM126 162H128V161L126 160ZM139 162H142V161H139ZM151 162L150 163L147 162V163L152 164ZM177 162L178 161L176 160V164H177ZM170 163H171V161H170ZM117 164H116V167H117ZM134 164H136V163L134 162ZM187 164L188 163H185V165H187ZM111 165H112V163H111ZM157 165H159V164L150 165V167L148 169L150 170V168L152 166L151 170L153 172V171H155L154 170L155 167H153V166H157ZM173 165H175L174 162H173ZM113 166H115V165H113ZM124 166H126V164ZM127 166L130 167V169H131V168H133L134 165L132 167L129 166V165H127ZM127 166H126V168H127V170H129ZM159 166L162 167V164L159 165ZM230 166L232 168V165H230ZM163 167H166V166L163 165ZM168 167L170 168V166H168ZM168 167H166L165 169H167ZM182 167H183V165H182ZM119 168H121V167H118L117 169H119ZM124 168L125 167L121 168L122 171H126V173H127V170H123ZM139 168H141V166ZM156 168H158V167H156ZM226 168L228 169V167H226ZM257 168H259V167H257ZM121 169H119V170H121ZM135 169H136V167H135ZM141 169H144V168H141ZM187 169H188V167H187ZM227 169H226V171L223 170V172L225 171V173H227V171H228V173H229L230 169H228V170ZM232 169H235V168H232ZM90 170H91V172H90ZM160 170H158V172H160ZM108 171L110 172V170H108ZM122 171H120V173ZM130 171H132V170H129V172ZM133 171H134V169H133ZM232 171H234V170H232ZM109 172L108 173L106 172V173L109 174ZM136 172H137V169H136ZM139 172H138V174H139ZM142 172H143V170H142ZM148 172H150V171H148ZM186 172L183 171V173H186ZM197 172H199V170ZM207 172H211V171L207 170ZM212 172H214V171H212ZM156 173H157V171H156ZM192 173L194 174L195 172H192ZM259 173L260 172L258 171L257 174H259ZM112 174L113 173H111V176H112ZM114 174H115V172H114ZM122 174L124 175V172H122ZM135 174H137V173L134 172L133 176H135ZM142 174L141 175L139 174V175H140L141 178L143 177V180L141 178H138V176H137V178L142 180V182H143V181H145L144 180L145 177ZM145 174H146V172H145ZM179 174H180V172L178 173V175ZM216 174H218V173L216 172L213 175L216 176ZM234 174H235V172H234ZM123 175L120 174L119 177H122ZM147 175L149 176V174H146V176ZM189 175H190V173H189ZM109 176L110 175H108L107 177H109ZM133 176H132V178L135 179L136 177H133ZM154 176H156V175H154ZM174 176L175 175H172L171 178H174ZM194 176L195 175H193V177ZM205 176H208V174L206 173ZM209 176H211V175L209 174ZM229 176L227 178H229ZM260 176L258 175V177L261 179L262 176L261 177ZM95 177H93V178H95ZM113 177L116 178L117 176H113ZM190 177H192V175ZM193 177L191 178L192 180H194L195 178L197 179V177H195V178H193ZM104 178L106 179L105 174L103 176V179ZM111 178H107V179H111ZM115 178H112V180H117ZM126 178H127V176H126ZM156 178L157 177H155V179H153V180L156 181ZM160 178L163 180L164 177L163 178L160 177ZM171 178H169V179L171 180ZM175 178H176V176H175ZM175 178L172 179V180L175 181ZM203 178H204V175L201 178V182H200L201 184H202V181L205 180ZM207 178L210 179V177H207ZM212 178H214V176ZM103 179H100V182ZM105 179L103 180L104 183H105V181H107V182L109 181L110 182V180H107V179L105 180ZM128 179H129V176H128ZM149 179H146V180H148V182L150 180L153 181L152 178L150 180ZM157 179L159 181V177ZM169 179H168L167 183L171 184V183H169ZM191 179L189 181H191ZM208 179L204 181V184H205V182L208 183V184H210V182L212 183L211 179H210V182L208 181ZM230 179H232V178H230ZM89 180H92V178L89 179ZM96 180L99 181L98 179H96ZM118 180L121 181L122 179L118 178ZM118 180H117V182H119ZM95 181L93 179V183ZM124 181H125V179H124ZM128 181L132 182V184L134 183L133 185H135V184L138 185L139 184V183L133 182V180L132 181L128 180ZM184 181H186V180H184ZM184 181H183V183H184ZM189 181H188V183H189ZM230 181L232 182L234 180H229V182ZM148 182H146V183H148ZM164 182L166 184V181H164ZM213 182H214V180H213ZM85 183H86V185L89 184L88 180ZM122 183H123V180H122ZM124 183H123L122 187L125 186ZM192 183L190 182L188 185L186 184L185 186L186 187L187 186L191 187V189H192L193 185L190 186V184H192ZM197 183H195V184L197 185ZM214 183H213V185H214ZM99 184L101 185L102 183L98 182V186H99ZM165 184L163 183V186H165ZM168 184H167V186L169 187ZM173 184H171V185H173ZM208 184H207V186H208ZM249 184L250 183H248V185ZM89 185L90 186H92V185L95 186V184H92V183L89 184ZM109 185H111V184H109ZM115 185H116V183L114 182L113 185H111V186H115ZM253 185L255 186L254 183H253ZM253 185H249V187L251 186V188H252ZM94 186H92V188ZM141 186L143 188L145 185L143 186L141 184ZM141 186H139V187H141ZM207 186H205V187H207ZM256 186H257V184H256ZM69 187H68V189H69ZM84 187L85 186L83 185L82 188H84ZM104 187H105V189L109 188L108 185L107 186L103 185L102 188H104ZM118 187H120V186H118ZM125 187H127V186H125ZM162 187H160V189ZM186 187H184V188L187 189L188 187L187 188ZM240 187H241V190L238 187V189L240 191V192L238 191L239 193H241L242 190L246 189L243 186L245 188L244 189L242 187V185ZM85 188L88 189V187H85ZM89 188H91V187H89ZM95 188H96V190L101 189V188L97 189V187H95ZM111 188H113V187H111ZM165 188H166V186H165ZM199 188H200V186H199ZM199 188H198V190H199ZM211 188H212V186H211ZM213 188H215V185H214ZM81 189H80V192H81ZM91 189H89V191ZM105 189H104V191H105ZM129 189H131V188H129ZM166 189H168V188H166ZM188 189L190 190V188H188ZM194 189H195V187H194ZM65 190H63V193H64ZM82 190H84V189H82ZM124 190H126V189H124ZM149 190H147V192ZM152 190H154V189H152ZM178 190H179V188H178ZM198 190L196 192V189H195V191L193 193H195V192L198 193ZM213 190L215 191L217 189L216 188L215 189H210L211 192H213ZM234 190H237V187ZM234 190H233V194L235 193ZM253 190H254V193H255V189H253ZM66 191H65V193H66ZM77 191H78V189H77ZM77 191H75V193ZM100 191H102V190H100ZM115 191L118 192L117 190H115ZM169 191H172V190L168 189L167 192H169ZM175 191H176V189H175ZM177 191H176V193H177ZM210 191H208V193H211ZM99 192H97L98 194L93 193V195L95 194L94 196L92 195V193L91 194L89 193L88 195L83 196V198L87 197L86 198L87 200L80 199V197H79V199H76V198H78V196L75 198L74 192H72V195L76 199L75 201L70 203L69 200H68L69 203H68V205L65 203L66 207L64 209L62 208V205L60 204L61 208L63 210L60 208L61 210L59 209L60 212H58V206H57V209H56L57 213L55 214L54 213L55 211H54L53 212L54 215L52 213H50L51 211L49 213L52 214L53 217L58 216L64 222H69L71 220H81L82 218H84L86 216L87 213L89 214V211L92 209V207H94L93 203L95 202L94 201L95 198H94V200L92 198L95 197V196L98 197L99 194L103 193V192H101V193H99ZM126 192L127 193L129 192L128 189H127ZM142 192H143V190H142ZM160 192H161V190L158 191V193H160ZM172 192L175 193L174 191H172ZM180 192H178V193H180ZM189 192H188V194H189ZM249 192H251V191H249ZM65 193H64L63 197L60 195V198L61 197L62 198H67V197H69L68 195H71L70 194L71 192H69V194L67 193L68 195L66 194L67 195V197H66ZM110 193H113V192H110ZM139 193H140V191H139ZM145 193H146V191H145ZM158 193L156 192V194H158ZM218 193L219 192H217V194ZM221 193H222V191H221ZM223 193H225V192L223 191ZM244 193H245V191H244ZM251 193L253 194V192H251ZM77 194H78V192H77ZM233 194H232V192L229 194L230 195V199L232 198L231 195H233ZM82 195H84V194H82ZM89 195H90V197H91V195L93 196L90 199H92L94 202L90 201V199L88 200V196ZM183 195H185V193ZM197 195H196V197H197ZM213 195L214 194L212 193L211 196H213ZM246 195H245V198H246ZM254 195H253V197L251 196L252 200L254 198ZM57 196H59V195H57ZM73 196H72V198H73ZM161 196H162V193H161ZM219 196H218V198H219ZM224 196H227V194H224ZM131 197H133V195ZM131 197H129V198L131 199ZM192 197H193V195H192ZM196 197H194V199H196ZM53 198H54V196H53ZM53 198H52V200H50L51 199V197H50V199H49L50 201H46L45 199L44 200L46 202H48V203L49 202L52 203L53 200H54ZM69 198H71V197H69ZM112 198H113V195H112ZM127 198H128V196H127ZM136 198H137V196H136ZM170 198L172 200L173 196L172 197L170 196ZM185 198H186L185 200L187 201V197H185ZM234 198L236 200L239 199L237 197H234V195H233V199ZM240 198L243 199L244 197H240ZM99 199H101V198L98 197V201H99ZM118 199H116V200L118 201ZM124 199H126V198H124ZM143 199H145V198H143ZM155 199H157V198H155ZM163 199H167V198H163ZM191 199L193 201V198H190V200ZM230 199L226 200V202H228V201L231 202ZM241 199H239V201ZM249 199H251V198H249ZM57 200H58V197H57ZM102 200H104L103 197H102ZM112 200H114V199H112ZM149 200H151V202L150 201L149 202L152 203V199L150 198ZM162 200H159V202L162 201ZM39 201H41V199ZM45 201H43V202H45ZM175 201H177V200L175 199ZM175 201H173V202L175 203ZM224 201H222V202H224ZM239 201H237L238 204L240 202H242V201H240V202ZM243 201H244V199H243ZM43 202H42L43 205L40 204V206L42 205V207L44 208L46 206H44L45 204ZM65 202H67V201H65ZM96 202H97V200H96ZM106 202H107V200H106ZM55 203H56V201H55ZM58 203H60V202H58ZM109 203H110V201H109ZM232 203H233V201H232ZM245 203L247 204V200H246ZM248 203L251 204L250 201ZM254 203H255V201H254ZM65 204H64V206H65ZM144 204H146V203H144ZM226 204L224 206H226ZM94 205H97V204H94ZM98 205H100V203H98ZM101 205L104 206L105 204H101ZM227 205H229V203ZM230 205L232 206V205H234V203L230 204ZM37 206H39V205H37ZM108 206H111V204L108 205ZM234 206L236 207L237 205H234ZM33 207H34V205H32V208ZM36 207H34V208L36 209ZM32 208H30V209H32ZM151 208L153 210L154 207H151ZM167 208H169V206ZM174 208H175V205H174ZM225 208L227 209V207H225ZM231 208H229L230 212L232 211ZM146 209H147V207H146ZM171 209H169V211ZM49 210H51V208ZM49 210H47V211H49ZM147 210L150 211L149 209H147ZM29 211H32V212L34 211L35 212V210H27V212H29ZM37 211H39V210H36V212ZM41 211H44V210H40V212ZM171 211H170V213H171ZM236 211H235V213H236ZM146 212H145V214H146ZM162 212H167V211H165V209H164V211H162ZM11 213L13 214V211ZM30 213L31 212L26 213V214H29V216H30ZM46 213L47 212L45 211L44 214H46ZM172 213H174V211ZM145 214H142V215L144 216ZM17 215H16V217H17ZM31 215H32V213H31ZM203 215H204L203 217L205 219V216L207 214L205 213ZM13 216H15V215H13ZM50 216L48 214L49 218H51ZM187 216H189V215L187 214ZM201 216H200V218L203 219ZM45 217H47V214H46ZM10 218H13V217L11 216ZM22 218H24V217H22ZM187 218H189V217H187ZM193 218H194V216H193ZM252 218H254V217H251V219ZM25 219H27V218L25 217ZM140 219H139V221H140ZM11 220L12 219H10L9 221H11ZM42 220H44L43 217H42ZM45 220H46V218H45ZM59 220L60 219H58V221ZM32 221L34 222V220H32ZM62 221H59V222L63 223ZM188 221H189V219H188ZM191 221H193V219L190 220L189 222H191ZM252 221H253V219H252ZM21 222H22V220H21ZM82 222L84 223V221H82V220H81V222H75V223L77 225V223L82 224ZM200 222H202V220ZM204 222H206V221H204ZM20 223H17L18 226H19ZM32 223H30V226H32ZM134 223H135V221H134ZM136 223H138V221ZM21 224H20V227H21ZM34 224H36V221H35ZM34 224H33V227H34ZM159 224L160 223H158V225ZM76 225H73V226H75V227L79 226V225L78 226H76ZM200 225H202V224H200ZM206 225L207 224H205V226ZM223 225L224 224H222V226ZM30 226L28 228H30ZM36 226L38 227L39 225L36 224ZM40 226H41V224H40ZM60 226H61V224H60ZM63 226H64V223H63ZM63 226H61L60 229L63 228ZM6 227H7V225H6ZM10 227H12V226H10ZM33 227H31V228L33 229ZM80 227H78V228H80ZM202 227H204V226L199 227V228H201L200 230H202ZM207 227H209V226L207 225ZM22 228H23V226H22ZM206 228H204V229H206ZM0 229H1V226H0ZM10 229H8V231ZM38 229H39V227H38ZM208 229H211V228L209 227ZM15 230H14V232H15ZM26 230H27V228H26ZM63 230H65V229H63ZM21 231H23V230H21ZM32 231L33 230H31V232ZM205 231L207 233V230H205ZM3 232H4V230H3ZM14 232L13 233H7V234H11L12 235V234H14ZM26 232H28V231H26ZM65 232H67V230ZM212 233H213V231H212ZM3 235H4V233H3ZM20 235H22V233H20ZM29 235L30 234L27 235L28 238H29ZM152 235L153 234H151L150 236L153 237ZM0 236H1V233H0ZM212 236H213V234H212ZM142 237L145 238V236H142ZM142 237H139V238H142ZM208 237H210V236H205L204 238L206 240H209ZM214 237L217 238L216 236H214ZM146 238L148 239L147 236H146ZM153 238H151V239H153ZM213 238L211 237V239H213ZM215 238L213 239V241L215 240ZM8 239H11V238L7 237V241H8ZM19 239H20V237H19ZM26 239H27V237H26ZM146 240L142 239L141 241L144 242ZM181 240H182V238H181ZM185 240H186V238H185ZM188 240H190V239L188 238ZM218 240H217V242L219 243ZM1 241H3V238H2ZM10 241H9V243H10ZM23 241H24V239H23ZM213 241L211 243H209V241H208L207 247L205 246L206 247L205 249L202 248L203 251L201 252V254L198 253V251H201L199 249L201 247H204L203 245L206 244V243L202 244L201 247L196 249V250H198L197 254H199V256H200V257H198V258H200L198 260H200L201 264H207L208 261L210 262L209 259H210L211 254H213L214 256L216 255V250H218V249L215 250V244L213 243ZM15 242H17V241H15ZM137 242L139 243L140 240H138ZM149 242H150V240H149ZM179 242H180V240H179ZM203 242H207V241L203 240ZM145 243L146 242H144V245H145ZM215 243H216V241H215ZM6 244L7 243H5V245ZM140 244L142 245V242ZM140 244L139 245L137 244V246H140ZM179 244H182V243H178L177 245H179ZM184 244L185 243L183 242V245ZM14 245H15V243H14ZM15 246H13V247H15ZM216 246H218V245H216ZM140 247L143 248L144 246H140ZM139 249L140 248L135 249V252H136V250H138V251L141 250V249L140 250ZM148 249H150V248H148ZM142 250H144V249H142ZM169 250H171V249H169ZM214 250H215V254L213 253ZM166 251H168V249ZM142 252L143 251H141L140 254ZM145 253L148 254V256L150 257L151 256V249L148 250V251H145ZM228 253L230 254V252H228ZM197 254L195 255V257L197 256ZM141 255H143V253ZM184 255L182 254V259H183ZM144 256L145 255H143L141 257H143V259H145L146 257L144 258ZM176 256L177 257H175V258L178 259V255H176ZM193 256H194V254H193ZM218 257H220V256H218ZM9 258H11V257H9ZM191 258H192V256H191ZM3 259H5V257H3ZM194 259H196V258H194ZM145 260H147V259H145ZM2 261H4V260H2ZM150 261H149V263H150ZM224 261H226V260H224ZM224 261H223V263L226 264V262H228L229 260H227L226 262H224ZM7 262H9V261L7 260ZM178 262H177V264H178ZM180 262H182V261H180ZM6 264H8V263H6ZM64 264H66V262H64ZM145 264H146V261H145ZM171 264H174V263L171 262ZM182 264H183V262H182ZM195 264H197V263H195Z\"/></svg>","mask_w":264,"mask_h":264}]
</instances>
